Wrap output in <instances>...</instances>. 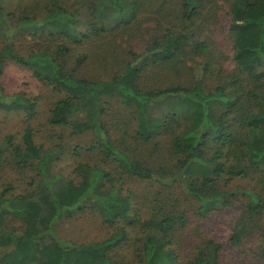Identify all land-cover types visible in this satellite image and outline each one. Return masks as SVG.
Instances as JSON below:
<instances>
[{"label": "trees", "instance_id": "obj_1", "mask_svg": "<svg viewBox=\"0 0 264 264\" xmlns=\"http://www.w3.org/2000/svg\"><path fill=\"white\" fill-rule=\"evenodd\" d=\"M157 1V15L169 23L164 33L140 51L141 42L122 48L117 38L109 39L100 46L116 56L119 69L107 77L88 75L82 64L90 54L75 49L112 33L105 12L121 15L123 32L130 34L140 11ZM218 1L172 0L169 6L166 0H34L17 20L37 39L19 47L3 33L13 24L12 1L0 0V78L10 62L29 69L60 96L47 122L74 135L90 134L86 151L100 156L78 163L76 180L53 171L57 155L36 142L30 125L20 142L12 134L4 137L0 173L13 169L27 182L18 192L13 181L1 184L0 264H120L108 253L126 239L125 226L101 242L61 239L56 223L85 210L97 211L106 223L140 224L143 235L131 264H221L222 243L192 224L233 205L238 194L245 204L231 244L264 234V0H223L233 37L228 67L223 47L196 36L198 19L207 9L205 22L215 16ZM84 12L91 19L81 30ZM108 99L120 106L112 120ZM161 102L167 113L152 114ZM0 111L23 113L30 122L38 102L21 91H4L0 80ZM248 177L256 181L252 189L230 186ZM127 179L154 187L146 211L124 192ZM188 203L195 204L194 222Z\"/></svg>", "mask_w": 264, "mask_h": 264}, {"label": "rangeland", "instance_id": "obj_2", "mask_svg": "<svg viewBox=\"0 0 264 264\" xmlns=\"http://www.w3.org/2000/svg\"><path fill=\"white\" fill-rule=\"evenodd\" d=\"M11 1V5L8 4V8L10 7L14 20L11 26H6L3 33L8 41H10L12 36L16 44L19 47H23L33 43L37 37H33L31 28L20 29L21 25L17 19L26 12L34 0ZM166 2L169 6L174 5L172 0H166ZM155 3H150V8L142 12L140 11L137 22L133 25L130 34L123 32L121 15L117 14L114 9H108L105 12L106 23L104 24L107 28H114L110 29L112 33L102 39L92 37V41L86 42L84 46L80 45L75 49V52H87L90 54L88 59L82 64L83 69L88 75L107 77V75L119 69V66H116L114 63L116 56L105 53V50L100 46L109 39L114 40L117 38L119 46L122 48L129 47L131 43L141 42V48L139 47V50H137L140 51L144 49L146 41H151L158 36V33L160 35L164 33L169 23H166L165 20H162L157 15L156 5L160 2L157 1ZM73 7L74 9H79L80 4L76 3ZM213 11L215 12V16L210 17L209 21L207 19L205 22V17L209 13L208 9L205 11L204 18L198 19V23L202 25L196 36L202 40L207 39L215 46L223 47L225 55H227L224 63L226 65L228 63L231 64L232 56L230 54L233 37L229 30L231 16L229 5L225 1L219 0ZM83 15L85 20H82L79 25L81 30L86 28V20L91 19L90 13L84 12ZM174 23H177L175 19ZM46 29L45 32L47 33ZM102 40L104 41L99 43ZM1 42L2 38H0ZM117 50L121 52L123 49ZM124 58L126 57L124 56V51H122V56L118 60L124 61ZM223 59L224 57L221 60ZM0 80L4 91H21L38 102V113L30 122H27L26 116L23 113L0 111V143L9 134L14 136L15 142H20L25 127L30 125L33 129L36 142L43 145L44 148H51L55 151V155H57L53 167L55 173L78 180L74 172L78 163L87 160L90 162L98 161L100 156L97 157L92 152L86 151L87 146L93 143L90 134L74 135L70 129L52 126L47 122L46 119L50 107L60 97L57 92L40 83L29 69L12 62L6 66ZM106 106L108 109L107 113H109L110 120H112V116L114 114L116 116L119 113L120 106L117 101L111 99H108ZM167 111L166 102L156 103L151 107V112L154 115L163 116ZM11 177L16 178L18 181H15ZM21 177L22 175L17 174L13 169L0 173V188L2 182L9 180L15 183L14 191L18 192L20 190L19 187H24V184L27 182L26 179L24 183ZM255 185L256 181L248 177L246 179H236L230 186L232 188L252 189ZM123 190L125 193L132 195L133 205L141 212L146 211V208L152 204L154 197L151 196V193L154 191V187L147 181L127 179L124 182ZM244 204V197L238 194L237 200H235L233 205L207 218L198 217L199 220H196L198 218L193 216L195 204H186L188 215H190L193 222L196 220L192 224V229L198 228L202 231L204 230L210 238L216 240L218 243H222L223 246L220 250L221 264H264L263 231L255 232L252 238L247 239L239 246H233L230 242V235L233 232L235 220L241 213ZM122 226H125L127 230L126 239L121 244L110 249L108 254L120 264H131L134 260V252L137 248L138 239L143 235L140 224L131 226L126 225L124 222L106 223L100 214L94 210H85L84 212H78L72 217H63L56 223V229L61 239L71 244L101 242Z\"/></svg>", "mask_w": 264, "mask_h": 264}]
</instances>
